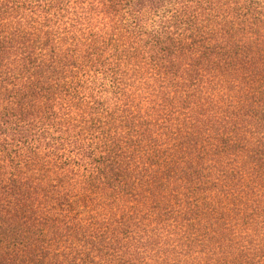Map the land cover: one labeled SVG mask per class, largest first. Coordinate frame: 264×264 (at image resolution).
Returning a JSON list of instances; mask_svg holds the SVG:
<instances>
[{
	"label": "trees",
	"instance_id": "trees-1",
	"mask_svg": "<svg viewBox=\"0 0 264 264\" xmlns=\"http://www.w3.org/2000/svg\"><path fill=\"white\" fill-rule=\"evenodd\" d=\"M261 231L264 0H0V264H261Z\"/></svg>",
	"mask_w": 264,
	"mask_h": 264
},
{
	"label": "clouds",
	"instance_id": "clouds-1",
	"mask_svg": "<svg viewBox=\"0 0 264 264\" xmlns=\"http://www.w3.org/2000/svg\"><path fill=\"white\" fill-rule=\"evenodd\" d=\"M136 39V42L139 43L140 40L138 37L135 38ZM133 71H135V69H133ZM83 163V162H82ZM260 237H264V231H261L260 233ZM257 240L259 241L260 239L257 238ZM245 243H247V241H245ZM261 264H264V259H261Z\"/></svg>",
	"mask_w": 264,
	"mask_h": 264
}]
</instances>
